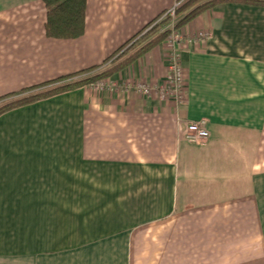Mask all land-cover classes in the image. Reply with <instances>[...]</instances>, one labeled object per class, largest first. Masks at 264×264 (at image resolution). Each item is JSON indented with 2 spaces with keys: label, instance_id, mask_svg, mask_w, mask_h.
I'll return each mask as SVG.
<instances>
[{
  "label": "crops",
  "instance_id": "0c3cea01",
  "mask_svg": "<svg viewBox=\"0 0 264 264\" xmlns=\"http://www.w3.org/2000/svg\"><path fill=\"white\" fill-rule=\"evenodd\" d=\"M178 1L87 0L84 35L57 40L43 0H0V98L103 64ZM177 32L181 103L163 42L103 89L0 117V264H264V8Z\"/></svg>",
  "mask_w": 264,
  "mask_h": 264
},
{
  "label": "trees",
  "instance_id": "16d2710c",
  "mask_svg": "<svg viewBox=\"0 0 264 264\" xmlns=\"http://www.w3.org/2000/svg\"><path fill=\"white\" fill-rule=\"evenodd\" d=\"M177 21L170 29L171 18L161 16L150 22L99 66L89 68L54 82L23 90L0 98V117L6 113L42 100L83 87L97 86L125 70L151 52L175 31L197 19L203 13L223 3H242L264 8V0H179ZM47 19L45 33L49 39L75 40L81 38L86 28L87 0H43Z\"/></svg>",
  "mask_w": 264,
  "mask_h": 264
},
{
  "label": "built area",
  "instance_id": "2783aa9c",
  "mask_svg": "<svg viewBox=\"0 0 264 264\" xmlns=\"http://www.w3.org/2000/svg\"><path fill=\"white\" fill-rule=\"evenodd\" d=\"M182 3V1H178L174 8L166 13V16L175 19L177 9L182 5ZM209 36V34H199L198 39H206ZM183 41L184 38L176 31L170 37L169 44L171 45V52L169 56V72L166 85L162 90L163 93L178 103H181L183 99L184 72L181 65L182 57L180 50V45ZM186 42H193V38H188ZM105 86L106 82L101 84L99 83L95 87L103 89ZM135 89L145 95H148L153 91L152 88L142 83L136 84ZM206 126L207 122L205 120L191 122L186 128L187 139L194 144H204L210 136Z\"/></svg>",
  "mask_w": 264,
  "mask_h": 264
},
{
  "label": "rangeland",
  "instance_id": "374dc122",
  "mask_svg": "<svg viewBox=\"0 0 264 264\" xmlns=\"http://www.w3.org/2000/svg\"><path fill=\"white\" fill-rule=\"evenodd\" d=\"M164 18H168L167 16H166V14L164 15V17H163V19ZM172 19V18H171ZM176 21H177V17L175 18V19H172V23H170V26H169V28L170 29H173L174 28V24L176 23ZM177 32V31H176ZM174 33V32H173ZM173 33L168 37V39L165 41V42H168L169 43V41H170V37L173 35ZM183 37V36H182ZM184 38V37H183ZM185 39V38H184ZM104 82H106V81H104ZM104 82H101V83H104ZM100 83V84H101Z\"/></svg>",
  "mask_w": 264,
  "mask_h": 264
}]
</instances>
